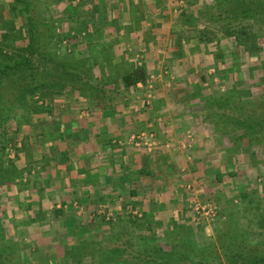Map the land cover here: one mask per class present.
<instances>
[{
    "label": "crops",
    "instance_id": "1",
    "mask_svg": "<svg viewBox=\"0 0 264 264\" xmlns=\"http://www.w3.org/2000/svg\"><path fill=\"white\" fill-rule=\"evenodd\" d=\"M227 3L186 0L178 11L176 0H115L112 8H95L98 22L85 28L104 34L89 39V59L109 62L107 70L143 66L147 79L125 88L122 73L89 74L92 88L68 86L51 92L61 98L44 109L35 106L47 117H35L34 132L24 137L28 174L22 185L4 189L0 209L10 239L26 233L31 241L14 249L20 264H101L103 253L105 264H119L122 241L155 238L161 247L160 233L179 238V228H191L192 202L210 200L222 209L241 192L263 189L264 150L255 146L264 142L261 126L241 104L231 106L232 116L214 99L233 91L258 97L259 83L248 85L250 74L230 69L256 56L261 64L264 44L255 34L249 51L232 37L205 41L194 33L200 23L206 30L227 23L213 20L211 10L225 13ZM160 62L171 63L174 74H155ZM123 248L132 251L127 243Z\"/></svg>",
    "mask_w": 264,
    "mask_h": 264
},
{
    "label": "rangeland",
    "instance_id": "2",
    "mask_svg": "<svg viewBox=\"0 0 264 264\" xmlns=\"http://www.w3.org/2000/svg\"><path fill=\"white\" fill-rule=\"evenodd\" d=\"M31 2L35 1L34 6L36 7L38 17L45 18H54L57 20L52 28L53 37L48 41V50L46 54L49 57L54 59L68 58L71 60L72 58H76L75 56L84 55V58H78L79 66H88L89 71L92 74H124L128 69H131L128 64H120L117 65L113 70H107L110 65L109 62H92L90 53L87 52L88 46L93 36H98V38L102 37L104 34L102 31L96 34V31L90 29L88 32L86 30V25L95 24L96 23V15L95 8L96 7H105V9L112 8V4H114L115 0H29ZM149 1V0H145ZM178 7H174L178 11L181 10L185 6L186 0H176ZM13 0H0V67H3L7 62H12L13 60H21L25 55L29 54V38L27 32V25L25 24V17L21 14V4L17 3L16 9H12L10 5H12ZM184 4V6H183ZM228 9H230L233 4L230 2L227 3ZM111 5V6H110ZM108 13V10H107ZM106 14V13H104ZM95 15V16H94ZM71 16H75L74 19H69ZM79 17V20L76 19ZM109 17V15H107ZM198 17V16H197ZM204 16L199 17L203 18ZM262 19L259 20H250L243 21V23L251 29L252 33L260 35V41L264 44V13L260 16ZM61 21H58L60 20ZM76 19V20H75ZM183 19V17H182ZM227 22H230V19H226ZM98 22V21H97ZM226 24V25H225ZM220 24L212 23L213 30H206L205 26L200 23L202 26L194 27V33L201 37L205 41L209 40H217L229 37L225 33V28H227L230 24L226 23ZM223 25V26H222ZM232 25V24H231ZM238 24H235V26ZM92 26V25H91ZM193 26V25H192ZM225 27V28H224ZM224 28V29H223ZM39 31L42 30L41 26L37 28ZM79 31H78V30ZM258 29V30H256ZM231 38V36H230ZM234 38V37H232ZM235 39V38H234ZM89 40V41H88ZM29 49V50H28ZM83 50L85 52L81 53L79 50ZM89 55V56H88ZM264 55V54H263ZM29 59H31L39 69L43 67H49L50 65L43 66L44 60L42 57H38L36 55H30ZM109 59V58H108ZM161 60V59H160ZM244 60V59H243ZM250 65H246L244 62L243 68L241 65H238L237 62L232 64L230 70H239L240 74H250L248 79H246V83L253 86L252 81L258 82L259 89L258 91L263 90V93L257 94L258 97H255L254 100L247 92H235L230 94L232 106L236 108V103L241 104V108L243 107L245 114L255 115V118L263 121L264 119V59L261 57L260 59L256 56L255 59L247 61ZM171 63H163L160 62L158 64V71L155 74H174ZM192 64V63H191ZM173 67V66H172ZM242 68V69H241ZM241 69V70H240ZM98 70V71H97ZM89 71L88 74H89ZM17 74H13L10 76L4 75L1 78V82L3 86H9V84L14 83L17 80ZM256 74H260L261 79L258 77L253 79ZM83 74H80L81 77ZM170 81V80H169ZM152 85V84H150ZM261 88V89H260ZM47 91V93H45ZM44 92V93H43ZM52 91L46 89H37L35 93H33L32 101H28L25 98L18 100L15 103L14 111L10 114L12 118L7 120V126H10L9 132L6 134L7 138H9L10 143H6L7 146L3 148L0 152V209H2V205H5V200L7 199V192L4 191L5 188L11 183L13 186H20L23 184V176L25 177L28 174V165H26L29 157L23 155L22 150L24 148V137L31 135L34 132V127L31 126L33 119L35 117H47L45 110L37 109L35 106H40L44 109V106L51 102L50 100H58L61 97L51 93ZM54 92V91H53ZM42 93V94H41ZM151 93V92H149ZM153 93V92H152ZM64 95V94H63ZM149 98H152V94H149ZM25 99V100H24ZM32 102V103H30ZM57 102V101H56ZM232 116H237L236 112L231 113ZM258 128L260 134L264 133V124L260 125ZM236 127H234L235 129ZM5 136V137H6ZM262 136V135H260ZM12 141H15V144H12ZM256 147L264 150V142H259L255 144ZM26 165V167H25ZM20 183H15V180ZM259 191V192H258ZM256 192V191H252ZM241 193H246L249 196L241 199ZM239 196H233L227 205L219 209L216 204L213 202L206 201L207 204L211 203L216 207V214L213 217L208 215H200L197 216L192 213V217L190 221L193 225L192 227L183 226L179 228L177 232L179 236L183 237L188 241V244H192L191 246L196 247L198 249H205L209 243H213L215 248L211 249V255L206 256L204 258H200L198 256H190L191 263L195 264H244L241 261L234 259L231 255V251L228 248H225L227 243L230 242L228 240V226L237 229L239 232H243L246 234V242L248 243H258L264 242V186L263 189L257 190L256 193H251V191L241 192ZM12 197V196H11ZM3 202V203H2ZM2 203V204H1ZM7 209V208H6ZM191 210V209H190ZM0 216L3 217V212L0 211ZM208 216V217H207ZM134 218V217H133ZM135 219V218H134ZM7 225V223H6ZM224 226H226L224 228ZM227 228V229H226ZM218 230V233H216ZM6 236V244L12 247H19L22 249L25 246L32 247L30 244V240L26 237V233H23L21 238L18 241L10 239L11 233L6 230L4 231ZM150 234V233H149ZM148 235V234H147ZM174 235V234H173ZM223 235H226V239H222ZM163 239L162 247L166 249H170L172 246L166 242L171 243L174 238H165L163 234H159ZM176 236V234H175ZM220 236V239L218 238ZM160 237V238H161ZM156 240L155 238H150L151 245H154L151 241ZM149 241V240H148ZM38 242V241H37ZM50 242V238L45 240H41L40 243ZM57 248V247H56ZM54 248V249H56ZM24 249V248H23ZM78 249L83 250V246H80ZM172 249V248H171ZM174 249V248H173ZM259 254L264 255V244L258 246ZM61 253L60 249H56ZM235 251V250H234ZM232 251V252H234ZM258 252V251H257ZM233 254V253H232ZM119 258V257H118ZM99 263L105 264L104 259L98 260ZM59 263V262H58ZM109 264H114L110 262ZM116 264V263H115ZM263 264V263H262Z\"/></svg>",
    "mask_w": 264,
    "mask_h": 264
},
{
    "label": "trees",
    "instance_id": "3",
    "mask_svg": "<svg viewBox=\"0 0 264 264\" xmlns=\"http://www.w3.org/2000/svg\"><path fill=\"white\" fill-rule=\"evenodd\" d=\"M225 1L230 2L233 6L230 9H226L225 13H222V11L217 9V7H213L211 10H216L217 14L213 15V20H220V18L223 20L230 19V22H227V24L229 23L230 25L224 30L227 36L234 37L238 40V42L244 43V49H248L249 51L253 50L254 48L252 47L254 46H248V43L252 45L251 42L254 34L251 29H249L246 25H241V23L243 21H256L262 19L260 16L264 13V0ZM17 3L22 5L20 12L25 17L30 50L28 49L29 54L25 55L22 61L13 60L12 62L4 64L3 67H0V152L7 146L6 143H10L6 134L9 132L11 127L7 126L6 121L12 118L10 114L14 111L15 103L18 100L25 98L27 99V102L32 101L34 98L32 94L35 93L37 89L61 92V90L68 86L74 89H82V86L86 84L91 86V80L89 79L91 76L89 74H92V72L89 71L90 69L88 67L79 66V61L73 58L71 60L68 58L54 59L46 54V51L49 49L47 42L53 37L52 28L57 20L54 18L38 17L36 7L34 6L36 3L35 1L13 0L10 7L12 9H16ZM216 4L221 5L220 2ZM74 17L75 16H71L69 19H74ZM58 21H61V19ZM235 24L238 25L235 26ZM38 26L42 27L41 31L37 29ZM30 55L42 57L44 60L43 66H50L39 69L36 64L29 59ZM87 71H89V74ZM16 73L18 74L15 84L12 83L9 84V86H3L1 78L4 75L10 76ZM80 74L83 75L79 77ZM146 79L145 68L143 66H136L130 71L125 72L121 81L124 87L127 88L135 86L138 82L144 83ZM45 93H47V91ZM229 95L230 94H225L222 98L219 97L218 100L214 99V102L220 103L223 100L222 103L228 105L232 112H236L235 109H231L232 103ZM210 101L211 100L209 99L208 102ZM241 117H243V122L246 124V128L252 129V127H254L248 123L250 120L249 116L244 114L241 115ZM255 119L258 123L257 125L260 126L264 124V119L263 121L258 118ZM254 140H251L249 144L257 142ZM12 144H15V141H12ZM240 196L241 199H244L249 195L241 193ZM130 220L135 221V219ZM225 227L226 226H224V228ZM219 231L222 230H218L216 233ZM228 235V240H230V242L223 247L230 249L231 255L234 259L241 261L244 264H264V255L259 254L260 252L258 250V246L264 244L263 241L254 244L248 243L245 239L246 234L230 227V225L228 226ZM222 237V239H220V236L218 237L220 239L219 241L226 239V235H223ZM6 240V236L0 223V264H20L19 259L16 258V255L13 253L15 249V247H12L13 243L9 246V244H6ZM125 243H127L129 248H132V251H127L126 254L123 251ZM166 243L170 245L172 244V249L151 245L150 241L145 238H131L127 240V242L122 241V247L117 248L118 257H120L119 264H192L190 256L196 255L200 258H204L212 254L211 249L215 246L213 243H209L205 249H198L191 246L192 244H188V241H186V239L182 236L172 239L171 243ZM89 245L90 243L85 245V248ZM107 257H109V255L107 253H103L100 255L99 259L107 261ZM110 257H112V255H110Z\"/></svg>",
    "mask_w": 264,
    "mask_h": 264
},
{
    "label": "built area",
    "instance_id": "4",
    "mask_svg": "<svg viewBox=\"0 0 264 264\" xmlns=\"http://www.w3.org/2000/svg\"><path fill=\"white\" fill-rule=\"evenodd\" d=\"M143 137H144L143 134H141L140 136H137V138H139V139H141ZM191 210L197 216L208 215L210 217H213L216 214V207L213 206V204H211V203L200 204V203L194 201L191 204Z\"/></svg>",
    "mask_w": 264,
    "mask_h": 264
}]
</instances>
